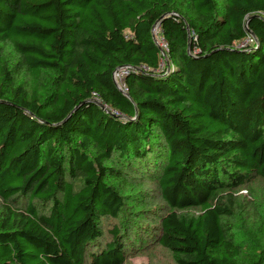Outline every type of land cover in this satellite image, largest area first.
Segmentation results:
<instances>
[{
	"label": "trees",
	"instance_id": "1",
	"mask_svg": "<svg viewBox=\"0 0 264 264\" xmlns=\"http://www.w3.org/2000/svg\"><path fill=\"white\" fill-rule=\"evenodd\" d=\"M136 165L166 208L154 236L124 216L95 250L140 200ZM254 180L264 0H0V264H124L133 238L174 264H264Z\"/></svg>",
	"mask_w": 264,
	"mask_h": 264
},
{
	"label": "rangeland",
	"instance_id": "2",
	"mask_svg": "<svg viewBox=\"0 0 264 264\" xmlns=\"http://www.w3.org/2000/svg\"><path fill=\"white\" fill-rule=\"evenodd\" d=\"M153 36L156 43L160 46V48L164 51L166 49L165 41L161 37V31L159 27L154 29ZM166 60L162 66L164 67ZM125 74V70H119L114 74V79L118 83V86L122 88V77ZM97 103H99L97 101ZM137 166V165H136ZM140 171H135L134 166L130 167V169L125 170L126 177L130 183L134 185L132 189L126 190V195H132V198H140L139 201L134 200V204L131 202L127 203V206L124 210V215H122L121 219L118 220H104L103 221V229L104 236L101 240L95 243L93 246L96 249H103L105 245L110 242L111 236L109 235V231L113 226L121 227V220H124V216L131 222L130 225H134V230L136 232H140L141 229L144 230L148 235L149 233L154 236V229L158 226L159 222V213L164 214L166 211L165 205L161 201L160 189L157 184L152 180L154 171L149 169L148 171L144 170L141 165L137 166ZM135 173L136 175H133ZM137 178V179H133ZM240 195L245 199L246 205L251 206L255 202L260 204L261 208H264V182L261 180H254L249 188H244ZM142 200H146L149 202L146 210H140L138 208L139 202ZM20 207L24 205V200H20ZM146 212L145 216H140L139 212ZM148 214V215H147ZM143 219V220H142ZM125 222V221H124ZM140 234V233H139ZM144 245H137L136 241L133 238L132 244L128 246L130 249L126 253V260L124 264H174L171 254L161 248L155 242L149 243V239L146 238Z\"/></svg>",
	"mask_w": 264,
	"mask_h": 264
},
{
	"label": "built area",
	"instance_id": "3",
	"mask_svg": "<svg viewBox=\"0 0 264 264\" xmlns=\"http://www.w3.org/2000/svg\"><path fill=\"white\" fill-rule=\"evenodd\" d=\"M250 44H253V40H252V39H248L247 41H245L244 43H242L241 45H239L238 48H239V49H241V48H245V47H247V45H250ZM165 46H166V44H165ZM166 47H167V46H166ZM119 70H125V74L127 73V72H126V69H119ZM119 70H118V71H119ZM125 74H124V75H125Z\"/></svg>",
	"mask_w": 264,
	"mask_h": 264
},
{
	"label": "water",
	"instance_id": "4",
	"mask_svg": "<svg viewBox=\"0 0 264 264\" xmlns=\"http://www.w3.org/2000/svg\"><path fill=\"white\" fill-rule=\"evenodd\" d=\"M161 21L162 20H160L156 25H155V28L154 29H157L158 27H159V25H160V23H161ZM163 54H164V52H162ZM3 104H6L5 102H2ZM100 108H101V110H107V108H106V106H104L103 104H101V103H98L97 104ZM72 115V114H71ZM71 115L69 116V118L71 117ZM112 115H114V114H112ZM68 118V119H69Z\"/></svg>",
	"mask_w": 264,
	"mask_h": 264
}]
</instances>
